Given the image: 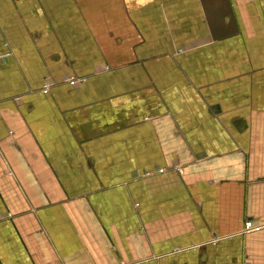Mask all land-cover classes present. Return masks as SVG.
<instances>
[{
  "label": "crops",
  "instance_id": "obj_1",
  "mask_svg": "<svg viewBox=\"0 0 264 264\" xmlns=\"http://www.w3.org/2000/svg\"><path fill=\"white\" fill-rule=\"evenodd\" d=\"M0 264H264V0H0Z\"/></svg>",
  "mask_w": 264,
  "mask_h": 264
},
{
  "label": "built area",
  "instance_id": "obj_2",
  "mask_svg": "<svg viewBox=\"0 0 264 264\" xmlns=\"http://www.w3.org/2000/svg\"><path fill=\"white\" fill-rule=\"evenodd\" d=\"M85 80V78H76V77H74V76H72V77H69V78H67V81L70 83V84H76V83H81V82H83ZM43 93H46L47 91H48V86L47 85H45V87L43 88ZM249 223V222H248ZM247 223V225H249Z\"/></svg>",
  "mask_w": 264,
  "mask_h": 264
}]
</instances>
